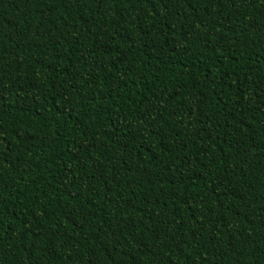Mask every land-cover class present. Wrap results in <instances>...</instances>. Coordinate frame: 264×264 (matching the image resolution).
<instances>
[{"label": "trees", "instance_id": "1", "mask_svg": "<svg viewBox=\"0 0 264 264\" xmlns=\"http://www.w3.org/2000/svg\"><path fill=\"white\" fill-rule=\"evenodd\" d=\"M0 264H264V0H0Z\"/></svg>", "mask_w": 264, "mask_h": 264}]
</instances>
